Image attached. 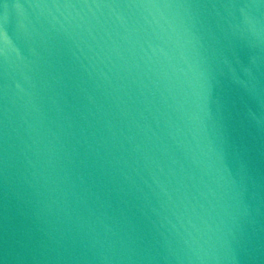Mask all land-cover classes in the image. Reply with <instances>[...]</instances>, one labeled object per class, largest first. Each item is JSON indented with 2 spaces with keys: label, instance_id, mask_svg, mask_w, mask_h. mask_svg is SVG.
Listing matches in <instances>:
<instances>
[{
  "label": "water",
  "instance_id": "1",
  "mask_svg": "<svg viewBox=\"0 0 264 264\" xmlns=\"http://www.w3.org/2000/svg\"><path fill=\"white\" fill-rule=\"evenodd\" d=\"M193 0H0V264H96Z\"/></svg>",
  "mask_w": 264,
  "mask_h": 264
}]
</instances>
